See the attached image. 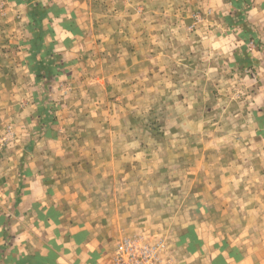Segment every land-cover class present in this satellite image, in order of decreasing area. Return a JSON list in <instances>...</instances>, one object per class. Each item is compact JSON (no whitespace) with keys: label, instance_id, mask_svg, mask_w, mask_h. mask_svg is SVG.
Wrapping results in <instances>:
<instances>
[{"label":"rangeland","instance_id":"rangeland-1","mask_svg":"<svg viewBox=\"0 0 264 264\" xmlns=\"http://www.w3.org/2000/svg\"><path fill=\"white\" fill-rule=\"evenodd\" d=\"M77 1L85 44L98 57L86 83L72 90L65 80L57 93L42 78L40 92L31 91V75L47 65L28 34L48 30L31 31L21 13L13 22L0 0V154L21 146L18 132L28 129L16 114L35 118L41 138L61 129L68 205L110 257L122 237H137L184 264L203 240L256 233L252 223H264V115L250 82L264 79V44L231 52L227 26L201 0ZM45 7H35L39 24Z\"/></svg>","mask_w":264,"mask_h":264},{"label":"crops","instance_id":"crops-1","mask_svg":"<svg viewBox=\"0 0 264 264\" xmlns=\"http://www.w3.org/2000/svg\"><path fill=\"white\" fill-rule=\"evenodd\" d=\"M39 1L46 6L43 8L46 15L39 17L40 24L35 21ZM3 3L9 7L7 17L12 15L13 22L16 13H21L18 21L31 22L27 25L31 31L37 24L49 32L40 38L33 32L28 34L29 43H42L35 57L47 65L45 72L39 69L35 77L31 75L34 84L31 91L40 92L44 82L47 84L44 89L57 93L65 80L72 90L86 83L90 78H87L89 61L98 55L89 53L85 44L90 40L77 13L80 7L77 0H3ZM201 8L219 18L221 26H227L226 31L223 29L224 43H229L227 49L231 44L235 46L231 52L246 54L245 43L251 40L264 44V0H201ZM29 47L21 51L26 58L33 54ZM24 71L34 73L27 64ZM250 86L252 105L264 115V79L253 80ZM28 106L33 112L35 105L28 103ZM14 116L23 127L29 124L28 129L18 132L21 146L0 154V264H109V247L102 244L88 225L77 221L68 205L71 198L65 192L67 183L60 172L65 169L69 151L60 145L61 129L56 135L53 132L50 137L41 138L33 130L35 118ZM252 228L259 230L247 232L248 236L241 238L223 237L218 244L212 243L215 239L203 240L183 260L184 264H264V223H252ZM242 232L237 231L243 235Z\"/></svg>","mask_w":264,"mask_h":264},{"label":"built area","instance_id":"built-area-1","mask_svg":"<svg viewBox=\"0 0 264 264\" xmlns=\"http://www.w3.org/2000/svg\"><path fill=\"white\" fill-rule=\"evenodd\" d=\"M162 245L137 237H122L115 245L109 264H171L162 257Z\"/></svg>","mask_w":264,"mask_h":264}]
</instances>
